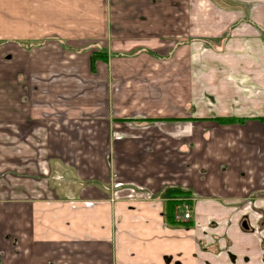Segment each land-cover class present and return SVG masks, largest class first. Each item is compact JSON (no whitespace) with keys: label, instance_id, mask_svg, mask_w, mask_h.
Segmentation results:
<instances>
[{"label":"crops","instance_id":"crops-1","mask_svg":"<svg viewBox=\"0 0 264 264\" xmlns=\"http://www.w3.org/2000/svg\"><path fill=\"white\" fill-rule=\"evenodd\" d=\"M0 83V264H264V0H0Z\"/></svg>","mask_w":264,"mask_h":264},{"label":"built area","instance_id":"built-area-1","mask_svg":"<svg viewBox=\"0 0 264 264\" xmlns=\"http://www.w3.org/2000/svg\"><path fill=\"white\" fill-rule=\"evenodd\" d=\"M191 207L190 205H185L184 206V211L183 214L182 213H177L175 220L178 222H181L183 220H189L191 218Z\"/></svg>","mask_w":264,"mask_h":264},{"label":"rangeland","instance_id":"rangeland-1","mask_svg":"<svg viewBox=\"0 0 264 264\" xmlns=\"http://www.w3.org/2000/svg\"><path fill=\"white\" fill-rule=\"evenodd\" d=\"M3 86H4L3 83H0V102H1V100H2V99L4 98V96H5V95L2 94V91H1V89L3 88ZM25 90H26V89H25ZM15 94H16V93H13V94H11V95H12V96H15ZM14 100H15V98H14ZM25 102H26V97L24 98V103H25ZM186 205H188V204H186Z\"/></svg>","mask_w":264,"mask_h":264},{"label":"water","instance_id":"water-1","mask_svg":"<svg viewBox=\"0 0 264 264\" xmlns=\"http://www.w3.org/2000/svg\"><path fill=\"white\" fill-rule=\"evenodd\" d=\"M242 228H244V229H248V226H247V222H244L243 224H242Z\"/></svg>","mask_w":264,"mask_h":264},{"label":"trees","instance_id":"trees-1","mask_svg":"<svg viewBox=\"0 0 264 264\" xmlns=\"http://www.w3.org/2000/svg\"><path fill=\"white\" fill-rule=\"evenodd\" d=\"M133 121V120H132ZM134 123H136L137 121H133ZM148 122V121H147Z\"/></svg>","mask_w":264,"mask_h":264}]
</instances>
